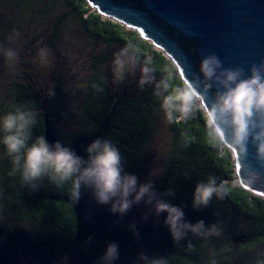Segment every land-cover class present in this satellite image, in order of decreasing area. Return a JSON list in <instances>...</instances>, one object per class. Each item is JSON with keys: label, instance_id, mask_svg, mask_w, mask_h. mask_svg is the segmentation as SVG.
I'll return each instance as SVG.
<instances>
[{"label": "trees", "instance_id": "trees-1", "mask_svg": "<svg viewBox=\"0 0 264 264\" xmlns=\"http://www.w3.org/2000/svg\"><path fill=\"white\" fill-rule=\"evenodd\" d=\"M14 1L28 11L52 8L46 0ZM65 4V17L78 23L89 38L119 49L134 47L150 63L157 79L167 78L173 87L182 86L181 72L173 60L138 29L104 16L89 0H65ZM108 74L94 66L87 83L85 129L76 131L68 141L58 127L62 119L58 99L43 94L32 82L17 83L0 99V117L18 106L34 109L38 115L33 139L59 140L82 156L93 140L107 139L119 149L125 168L137 175L153 141L152 119L162 99L152 88H114ZM169 131L171 148L155 188L161 194L172 189L174 195L164 198L183 207L188 221L219 224V236L204 240L189 233L177 243L163 223L164 215L154 216L143 204L120 218L96 204L88 190L74 202L70 183L57 186L45 179L33 190L13 171L11 159L0 145V264L21 260L29 264H96L110 241L120 246L115 264H138L141 252L166 257L168 264H255L264 258V196L238 182L233 153L209 135L203 110L195 109L178 123L169 121ZM209 176L224 185L223 199L214 197L207 207L194 209L195 186ZM146 212L149 218L145 221ZM133 221L139 238L128 227Z\"/></svg>", "mask_w": 264, "mask_h": 264}, {"label": "clouds", "instance_id": "clouds-1", "mask_svg": "<svg viewBox=\"0 0 264 264\" xmlns=\"http://www.w3.org/2000/svg\"><path fill=\"white\" fill-rule=\"evenodd\" d=\"M14 38L8 37L10 41ZM0 54L9 62L18 59L17 51L10 47H0ZM173 64H176L174 60ZM111 67L116 82L138 71L139 86H153L155 95L162 99L161 107L169 121L178 123L195 109H202L209 135L230 149L234 157L237 153L246 157L251 143L257 159L264 161V62L253 63L246 73L241 66L224 67L219 57L211 53L200 59L199 72L194 74V79L181 74L182 86L175 87L167 78L157 79L150 63L130 45L114 53ZM176 67L179 69V65ZM37 115L34 109L18 106L0 117V145L4 146L13 171L20 173L25 185L36 190L45 179L57 186L70 183L74 202L78 203L83 191L88 190L96 204L106 206L109 213L120 218L134 206L143 204L154 216L164 215L163 223L177 243L189 233L204 240L221 234L222 228L217 223L188 221L183 207L164 198L174 195L172 189L158 193L152 180L141 181L128 171L119 149L111 141L93 140L82 156L59 140L48 142L43 136L33 139ZM224 192V185L218 183L215 176H209L206 182L196 184L192 207H207L214 197L223 199ZM148 218V213H144L142 219ZM128 227L139 238L136 223L133 221ZM119 259L120 246L110 241L96 264H115ZM138 264H168V260L141 252ZM255 264H264V258L257 259Z\"/></svg>", "mask_w": 264, "mask_h": 264}, {"label": "rangeland", "instance_id": "rangeland-1", "mask_svg": "<svg viewBox=\"0 0 264 264\" xmlns=\"http://www.w3.org/2000/svg\"><path fill=\"white\" fill-rule=\"evenodd\" d=\"M46 1L52 8L40 6L28 11L14 0H0V47L13 48L18 54L15 62L0 54V99L17 83L24 82H32L43 94L55 96L61 105L58 127L62 138L68 141L76 131L85 129L87 83L95 65L109 73L114 88L139 87L140 73L116 82L111 62L120 49L89 38L78 23L65 17V0ZM9 36L15 38L10 41ZM147 88L154 89L151 85L143 89ZM152 121L153 141L146 148L137 176L141 181L152 180L155 185L170 152L171 134L161 106ZM17 264L29 263L21 260Z\"/></svg>", "mask_w": 264, "mask_h": 264}, {"label": "water", "instance_id": "water-1", "mask_svg": "<svg viewBox=\"0 0 264 264\" xmlns=\"http://www.w3.org/2000/svg\"><path fill=\"white\" fill-rule=\"evenodd\" d=\"M104 16L138 29L194 79L200 59L215 53L224 67L264 62V0H89ZM95 8V7H94ZM240 183L264 196V161L249 143L235 155Z\"/></svg>", "mask_w": 264, "mask_h": 264}, {"label": "snow or ice", "instance_id": "snow-or-ice-1", "mask_svg": "<svg viewBox=\"0 0 264 264\" xmlns=\"http://www.w3.org/2000/svg\"><path fill=\"white\" fill-rule=\"evenodd\" d=\"M237 99H239V97Z\"/></svg>", "mask_w": 264, "mask_h": 264}]
</instances>
